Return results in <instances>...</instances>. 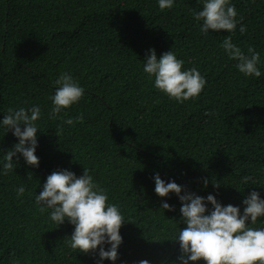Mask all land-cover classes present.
<instances>
[{"label":"trees","instance_id":"1","mask_svg":"<svg viewBox=\"0 0 264 264\" xmlns=\"http://www.w3.org/2000/svg\"><path fill=\"white\" fill-rule=\"evenodd\" d=\"M203 3L174 0L161 11L158 0H0V264H179L182 202L174 192L155 193L156 174L241 214L252 191L264 199V0H230L234 33L201 32L193 13ZM229 35L245 54L249 46L260 54L259 78L229 59L221 47ZM151 49L158 58L172 51L183 70L200 71L207 84L198 98L180 103L154 87L143 72ZM64 72L84 96L53 120L50 97ZM33 106L41 109L39 167L17 154L4 175L3 157L19 140L2 121L9 108ZM80 114L83 123H63ZM84 167L125 218L116 261L101 260L99 248L73 251L66 240L75 226L51 221V209L41 213L35 203L53 171L79 177ZM244 176L252 179L245 184ZM165 202L175 210L163 209ZM249 226L264 228V217Z\"/></svg>","mask_w":264,"mask_h":264},{"label":"clouds","instance_id":"2","mask_svg":"<svg viewBox=\"0 0 264 264\" xmlns=\"http://www.w3.org/2000/svg\"><path fill=\"white\" fill-rule=\"evenodd\" d=\"M161 11L171 9L174 0H158ZM197 21H203L201 32L207 34L212 31H226L234 33L237 28V9L230 0H204L203 8L193 13ZM242 21V17L240 18ZM247 28L241 24L240 32L244 34ZM221 47L230 60L237 61L236 67L240 73L249 77L259 78L258 68L260 54L254 47L249 46L247 54L232 42L231 35L227 36ZM143 72L149 78L154 77V87L164 93L171 100L183 103L198 98L207 84L204 76L196 67L183 70L184 61L178 59L172 51L157 57L155 49L150 50L144 60ZM58 85L53 96L50 119H57L64 109L77 104L84 96V88L73 76L64 72L55 81ZM41 118V109L33 106L18 110L9 108L2 125L13 134L19 142L3 157V174L8 175L14 170L13 158L22 154L29 166L39 167V157L36 155L38 146L36 122ZM84 116L80 114L75 119L68 118L63 123L74 125L83 123ZM23 125V128L21 127ZM58 126L57 135L62 133ZM84 174L77 175L69 170L53 171L47 176L43 190L35 196L36 205L41 213L51 209L50 220L61 225L67 219L74 225V232L66 240V244L73 250L90 253L99 248L101 260L116 261L118 248L123 238L120 230L125 218L116 203H109L107 190L94 182L89 170L84 167ZM32 173L28 178L31 179ZM155 193L160 197H167L175 193L182 202L180 212L186 227L180 229L174 241H179V264H264V228L255 225L259 217H264V199L260 193L252 191L243 200L245 205L243 214L239 207L231 204L223 206L216 196L206 197L187 192L175 181L165 183L159 174L155 175ZM252 177L244 176L242 182L247 184ZM205 186L208 180H204ZM217 188L220 184H216ZM23 186L17 188V196L25 194ZM184 193V194H181ZM207 203L213 206L210 214ZM162 208L169 211L175 209L168 203ZM250 221V223H249ZM109 244L105 250L102 245ZM14 255V254H13ZM14 264H20L15 260ZM139 264H149L148 260H141ZM175 264V262H174Z\"/></svg>","mask_w":264,"mask_h":264}]
</instances>
